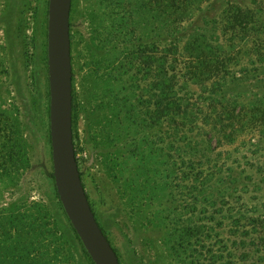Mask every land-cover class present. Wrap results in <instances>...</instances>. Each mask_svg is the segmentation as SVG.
I'll return each instance as SVG.
<instances>
[{
	"label": "rangeland",
	"instance_id": "1",
	"mask_svg": "<svg viewBox=\"0 0 264 264\" xmlns=\"http://www.w3.org/2000/svg\"><path fill=\"white\" fill-rule=\"evenodd\" d=\"M47 7L0 0V264H91L45 174ZM70 44L78 167L120 263L264 264V0H72Z\"/></svg>",
	"mask_w": 264,
	"mask_h": 264
},
{
	"label": "water",
	"instance_id": "2",
	"mask_svg": "<svg viewBox=\"0 0 264 264\" xmlns=\"http://www.w3.org/2000/svg\"><path fill=\"white\" fill-rule=\"evenodd\" d=\"M72 0H48L47 75L49 136L54 186L71 227L93 264H121L86 196L72 133Z\"/></svg>",
	"mask_w": 264,
	"mask_h": 264
},
{
	"label": "trees",
	"instance_id": "3",
	"mask_svg": "<svg viewBox=\"0 0 264 264\" xmlns=\"http://www.w3.org/2000/svg\"><path fill=\"white\" fill-rule=\"evenodd\" d=\"M249 21H248V17L246 15L245 12H243V10H241L240 8H230L228 10V14L225 18V28H226V32H233V33H237L238 31L241 32L242 30H244L246 28V26L248 25ZM188 68V67H187ZM46 176L51 179V181L53 182V190H54V194H55V198L57 199L59 205L61 206L60 202H59V198L58 195L56 193V189L54 186V181H53V174H52V166H51V170L50 171H45ZM80 176H81V172H80ZM83 184V183H82ZM84 187V185H83ZM87 196V194H86ZM88 198V196H87ZM89 201V198H88ZM90 203V202H89ZM91 206V204H90ZM62 208V206H61ZM92 208V207H91ZM63 210V209H62ZM93 211V210H92ZM94 213V212H93ZM71 226V225H70ZM72 231L75 234L76 239L79 241L82 249H83V253L86 255V257L88 258V260L90 261L91 264L92 261L89 258V256L87 255L86 251L84 250L79 238L77 237L75 231L73 230V228L71 227ZM102 229V228H101ZM103 231V230H102ZM104 232V231H103ZM105 234V233H104ZM109 241V240H108ZM115 250V249H114ZM116 252V251H115Z\"/></svg>",
	"mask_w": 264,
	"mask_h": 264
}]
</instances>
